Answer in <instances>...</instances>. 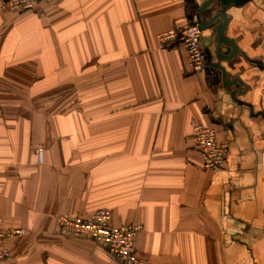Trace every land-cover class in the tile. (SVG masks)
Returning <instances> with one entry per match:
<instances>
[{
	"label": "crops",
	"instance_id": "0c3cea01",
	"mask_svg": "<svg viewBox=\"0 0 264 264\" xmlns=\"http://www.w3.org/2000/svg\"><path fill=\"white\" fill-rule=\"evenodd\" d=\"M204 1L202 22L214 13H199ZM194 11L192 0H48L25 11L0 0V219L25 230L0 264H119L90 237L57 230L58 214L98 208L114 225H140L143 261L264 264V0L224 11L238 49L222 63L236 80L227 87L157 40ZM220 24L201 30L214 62ZM193 119L228 143L217 170L202 166Z\"/></svg>",
	"mask_w": 264,
	"mask_h": 264
},
{
	"label": "built area",
	"instance_id": "2783aa9c",
	"mask_svg": "<svg viewBox=\"0 0 264 264\" xmlns=\"http://www.w3.org/2000/svg\"><path fill=\"white\" fill-rule=\"evenodd\" d=\"M46 1L48 0H3V6L17 11L34 10ZM192 2L195 11L190 21L160 32L157 40L162 47L181 46L186 52L190 71L197 73L204 70L206 55L200 45L197 0ZM190 127V137L202 166L211 171L217 170L228 153L227 141H218L215 128L202 124L198 119L191 120ZM56 224L61 235L90 237L104 246L119 264H152L141 260L135 253L134 243L141 229L140 225H114L112 214L106 208H98L88 217L60 213L56 216ZM24 234L25 230L22 228H3L0 219V261L10 256V241Z\"/></svg>",
	"mask_w": 264,
	"mask_h": 264
},
{
	"label": "water",
	"instance_id": "95a60500",
	"mask_svg": "<svg viewBox=\"0 0 264 264\" xmlns=\"http://www.w3.org/2000/svg\"><path fill=\"white\" fill-rule=\"evenodd\" d=\"M248 0H205L200 8L199 13H213L211 18L207 20L206 22L199 21V27L201 30L206 29L207 27L215 25L217 21H221L220 26L216 29V56H215V62L212 60V57L210 53L205 50L206 55V64L204 67V72L207 75V81L213 83L214 85L217 84V82H220L221 86L227 87L236 82L235 79L232 81H229L227 79V71L226 68L222 65V63H228L232 60L234 55L238 52L237 47L235 46L234 42L232 40H229L224 37L223 32L226 29L227 26V18L225 16V9L230 4L240 5L245 3ZM216 9H221L222 11ZM226 44L230 47L229 52H224L221 49V45ZM237 91H232L231 94L234 95V93Z\"/></svg>",
	"mask_w": 264,
	"mask_h": 264
}]
</instances>
